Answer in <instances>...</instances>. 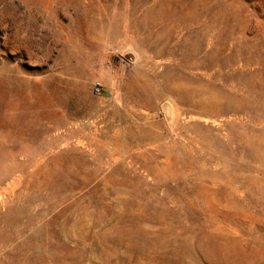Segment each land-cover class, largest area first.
<instances>
[{"label":"rangeland","instance_id":"rangeland-1","mask_svg":"<svg viewBox=\"0 0 264 264\" xmlns=\"http://www.w3.org/2000/svg\"><path fill=\"white\" fill-rule=\"evenodd\" d=\"M0 264H264V0H0Z\"/></svg>","mask_w":264,"mask_h":264},{"label":"bare ground","instance_id":"bare-ground-1","mask_svg":"<svg viewBox=\"0 0 264 264\" xmlns=\"http://www.w3.org/2000/svg\"><path fill=\"white\" fill-rule=\"evenodd\" d=\"M163 107H165V106H163ZM166 110H167V108H166Z\"/></svg>","mask_w":264,"mask_h":264}]
</instances>
